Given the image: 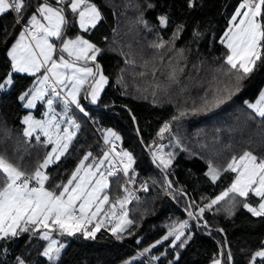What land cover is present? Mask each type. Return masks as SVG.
I'll return each mask as SVG.
<instances>
[{
    "label": "snow or ice",
    "instance_id": "obj_1",
    "mask_svg": "<svg viewBox=\"0 0 264 264\" xmlns=\"http://www.w3.org/2000/svg\"><path fill=\"white\" fill-rule=\"evenodd\" d=\"M195 5L196 0H188L189 8ZM146 6L155 7L151 3ZM126 7L137 12L129 31L137 27L153 31L139 3H130ZM7 14H14V23L20 26V30L6 49L11 71L5 77H0V92H6L14 85L13 73H26L35 79L18 96L22 107L32 110L42 104L47 106V110L43 112L42 119L29 111L21 121L24 125L21 131L23 144L32 147L34 140L45 149L34 165L23 163L25 153L21 151L19 143L14 147V159L9 155L5 142L11 140L10 130L0 129V256L8 253L4 244L27 233L30 238L46 242L42 251L38 252L39 256L45 258L41 264H58L66 247L61 238L80 234L85 239H95L101 228L114 219L115 223H112L109 231L120 240L133 225L127 205L133 199H138L134 195L136 189L130 187L135 184L133 166L136 159L128 150L120 148L117 151L121 136L112 129H105L102 135L107 147L102 150L100 157H93L92 152H87L66 180L49 183L51 176L47 170L66 156L82 128L71 114L73 107L88 117L81 99L91 104L99 103L101 93L109 83V78L104 75L97 61L102 49L81 34L96 29L104 16L94 0H0V16ZM157 19L162 29L168 26L167 15L161 14ZM73 26L78 27L79 31L73 36L67 35ZM183 30V24L177 25L170 40H164L157 34L148 45L156 50L155 53L150 60H143L139 65L131 53H124L121 49L125 62L140 69L134 72V76L149 77L148 83L154 98L158 93L168 95L174 88H178L180 94L190 91L191 87L203 89L198 102L193 100L191 106H187L185 100V105L177 107L172 120L165 123L158 133L161 140L165 133L174 136L173 122L179 124L192 116L207 115L227 104L243 89V82L258 65L264 63V0H240L227 30L220 38L226 53L220 66L210 70V78L200 76L204 69L203 61L193 64L191 71H188L184 49L175 50L177 55L166 59L168 53L174 51L175 40ZM0 42L7 43L3 38H0ZM131 47L129 44L128 48ZM121 71L123 73L124 70ZM184 77L189 81L188 84L183 83ZM117 82H124L123 75ZM244 103L249 110L245 114L247 121L255 123L258 134L264 137V90L260 91L254 102ZM225 131L232 133L236 129H215L211 142L201 143L200 148L212 152L205 161V176L215 184L225 173H230L232 179L228 186L214 198L202 197L206 203L190 202L184 209L189 219L173 221L168 225L167 235L144 248L138 254L139 257L150 253L170 238L172 247H185L192 239L190 220H203L206 211L219 212L222 207L228 216H232L237 207L242 206L252 216L264 218V154L258 155L250 148L237 152L229 143L225 147L231 151V155L225 163L217 164L215 158L220 152L215 145L220 141V134ZM166 147L165 144L154 142L148 146V150L153 164L163 175L166 194L175 199L176 193H186L182 187L174 188L173 181L168 178L177 153L165 151ZM175 147L189 151L179 137L175 138ZM118 175L124 178L118 184L123 195L111 198L110 178ZM139 190L148 191L147 182L142 183ZM251 199L255 200L254 204L250 202ZM203 226H208L206 220H203ZM219 231L223 232V229ZM224 258L225 251L222 248L212 264H224ZM226 259L227 264H234L230 249ZM14 262L29 264L24 255L15 256ZM247 264H264V243L248 256Z\"/></svg>",
    "mask_w": 264,
    "mask_h": 264
},
{
    "label": "trees",
    "instance_id": "obj_2",
    "mask_svg": "<svg viewBox=\"0 0 264 264\" xmlns=\"http://www.w3.org/2000/svg\"><path fill=\"white\" fill-rule=\"evenodd\" d=\"M101 8L104 19L89 33H81L97 44L102 53L97 57L104 75L109 83L102 92L100 102L92 106L84 99L91 113L87 118L79 115L81 131L73 141L68 154L56 165L47 170L52 181L66 180L78 165L79 160L87 153L93 157H100L102 150H106L101 143L100 130L112 129L122 140L117 142L120 148L133 153L136 163L135 184L138 187L147 182L148 191L140 192L138 199H133L128 205L129 219L134 221L122 239L117 240L109 229H101L95 239H85L80 234L75 237H63L68 246L63 252L58 264H149L138 254L157 240L167 235L168 225L176 220L189 219L184 209L192 201L206 203L202 197L214 198L232 179V174L225 173L217 183H212L206 176V159L212 152L202 150L200 144L211 142L215 129L235 128L232 133L222 132L220 141L215 148L220 155L215 158L217 164H223L231 155L225 146L229 143L237 152L243 148H250L256 154H264V137L258 134L256 124L247 121L249 111L245 101L253 102L258 93L264 88V63H260L252 75L246 79L243 89L231 101L207 115L192 116L179 124L173 122L174 136L164 134V139L158 137L160 129L172 120L179 106H191L192 101L198 102L203 89L191 87L190 91L180 94L174 88L168 95L158 93L151 95L149 77L134 76L140 71L138 67L125 62L121 54L131 53L137 65L143 60H150L156 50L150 48L149 43L157 36L170 40L176 26L183 24L184 30L175 40V49L169 52L166 59L177 55L175 50L184 49L188 62V71L192 65L204 62V69L200 76L210 78V70L220 66L226 49L220 44V38L227 30L229 20L240 0H196V5L188 7V0H94ZM139 3L144 11V17L152 27L148 32L137 27L129 31L137 12L126 7ZM147 3L154 4V8H147ZM165 14L169 17V24L161 28L157 17ZM20 26L14 23V15L0 16V38L7 43L0 42V77H5L11 71L10 60L6 49L16 37ZM73 26L67 35L73 36L78 32ZM7 32V36H5ZM196 33H200L199 36ZM131 44V49L128 45ZM121 70H124L123 73ZM207 74V75H206ZM123 75L124 82L118 83ZM34 77L13 73L14 85L6 92H0V129L10 130L11 140L5 142L9 155L14 159V147L21 144V151L25 153L23 163L34 165L38 157H42L45 149L33 140V146L23 144L21 131L24 125L22 118L29 111L22 107L18 96L34 82ZM162 80L163 77H160ZM183 83L188 84L186 77ZM147 88L148 91H144ZM42 105L40 106L41 109ZM76 112V111H75ZM135 117V120H133ZM179 137L188 152L175 147V138ZM165 144V151H175L176 159L173 163L171 175L174 188L182 187L186 195L176 193L166 194L163 175L152 162L148 146ZM211 147V144H210ZM112 185L109 193L114 198L123 195L118 184L123 177L111 178ZM250 202L255 203L254 199ZM219 207V206H218ZM242 206H238L235 215L228 216L223 208L219 212H205L203 220L208 226H203V220H190L192 239L185 247H172L171 238L153 248L150 255L159 257L158 264H210L218 256L221 249L225 251L224 264H227L226 254L230 249L234 264H247L248 256L264 243V218L252 219ZM223 229V232H219ZM46 242L30 238L27 233L17 239L8 241L4 247L8 249L6 256H0L3 264H15L14 257L24 255L29 264H41L45 258L38 255ZM177 253L179 259L176 258ZM135 258V259H134ZM129 260V261H128Z\"/></svg>",
    "mask_w": 264,
    "mask_h": 264
},
{
    "label": "rangeland",
    "instance_id": "obj_3",
    "mask_svg": "<svg viewBox=\"0 0 264 264\" xmlns=\"http://www.w3.org/2000/svg\"><path fill=\"white\" fill-rule=\"evenodd\" d=\"M86 38V37H85ZM88 39V38H87ZM58 43V42H57ZM105 86H107V85H105ZM105 88V87H104ZM11 89V88H10ZM9 90V89H8ZM262 90H264V88L262 89ZM102 94L103 93H101V97H102ZM258 95H259V93H258ZM258 95H257V97H258ZM257 97L255 98V100L257 99ZM101 99V98H100ZM254 100V101H255ZM253 101V102H254ZM81 103H82V105L86 108V110H87V112H88V114H90L91 113V110H90V108H88L87 107V105H86V103L84 102V99L82 98L81 99ZM88 104H91L89 101H88ZM42 104H38V107H37V109H32V110H29V109H26V110H28V111H31L32 113H33V115H35L36 116V118H38V119H42L43 118V112L44 111H46L47 110V106L46 105H42V107H41V109H40V106H41ZM92 106H94V105H96V104H91ZM57 110L59 111L60 110V108H59V106H57ZM76 119L78 118V116L79 115H81L82 116V114H80L79 112H72L71 113ZM89 116V115H88ZM85 118H87V117H85ZM105 130V129H104ZM102 131L103 130H100V133H101V137H102V139H101V143L104 145L105 143H104V139H103V135H102ZM77 137V136H76ZM76 139V138H75ZM74 139V140H75ZM49 150H50V147H49ZM68 154V153H67ZM63 158V157H62ZM61 158V159H62ZM54 165H52V166H50V167H53ZM111 179V178H110ZM217 183V182H216ZM111 185H112V182H111ZM109 195H110V193H109ZM107 207V206H106ZM246 210V209H245ZM118 211V210H117ZM246 212H247V210H246ZM246 214H248L252 219H254V220H258V218L259 217H254V216H252L249 212H247ZM101 229H103V227L101 228ZM61 239H63V238H61ZM66 244V247L68 246V244L67 243H65ZM66 247L64 248V250L66 249ZM64 250H63V252H64ZM63 252H62V254H61V256L63 255ZM176 258H177V256H176ZM129 261V260H128ZM124 264H127V262H125ZM210 264H212V262L210 263Z\"/></svg>",
    "mask_w": 264,
    "mask_h": 264
},
{
    "label": "built area",
    "instance_id": "obj_4",
    "mask_svg": "<svg viewBox=\"0 0 264 264\" xmlns=\"http://www.w3.org/2000/svg\"><path fill=\"white\" fill-rule=\"evenodd\" d=\"M14 15V14H13ZM78 112V110H76L74 107H73V110H72V112ZM102 146L103 147H105V149H106V145L104 144H102ZM120 150V146H118V144H117V151H119ZM119 176H122V175H118V176H116V177H119ZM123 177V176H122ZM124 179V178H123ZM140 192H144V191H141V190H139V187H138V189H136V191L134 192V195L136 196V195H138ZM220 233H221V231H219ZM149 264H158L157 263V261L156 260H153L152 259V257L153 256H150V255H144V256H142Z\"/></svg>",
    "mask_w": 264,
    "mask_h": 264
},
{
    "label": "crops",
    "instance_id": "obj_5",
    "mask_svg": "<svg viewBox=\"0 0 264 264\" xmlns=\"http://www.w3.org/2000/svg\"><path fill=\"white\" fill-rule=\"evenodd\" d=\"M17 74H24L27 75L26 73H17ZM30 76V75H29ZM112 223H115V220L113 219ZM112 223H108L105 227H103L104 229H109L112 226ZM111 233V231H110Z\"/></svg>",
    "mask_w": 264,
    "mask_h": 264
}]
</instances>
